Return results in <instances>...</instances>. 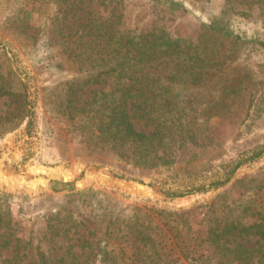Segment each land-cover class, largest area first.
Listing matches in <instances>:
<instances>
[{"label":"rangeland","instance_id":"1","mask_svg":"<svg viewBox=\"0 0 264 264\" xmlns=\"http://www.w3.org/2000/svg\"><path fill=\"white\" fill-rule=\"evenodd\" d=\"M175 1L181 6L170 7L164 0H0V44L10 50L7 54L0 48V82L8 90L0 95V169L5 168L0 192L15 195L13 220L23 239L37 243L48 215L74 198L66 206L81 219L87 216L92 227L108 216L126 218L136 212L138 222L162 230L156 236L159 253L147 246L129 249L122 231L112 233L108 248L114 249L112 257L119 264H190L192 258L200 264H264V49L257 44L264 42V0ZM111 17H119V28L125 31L155 26L171 36L205 39L219 51L200 79L184 83L175 73L174 111L182 122L178 126L194 134L174 147L170 165L147 168L121 159L87 139L90 131L83 116L66 114V93L73 95L77 107L83 106L85 115L84 104L98 89L117 86L113 77L84 85L68 57L71 48L80 49L81 22ZM210 23L240 39L210 36ZM136 127L151 131L142 121ZM257 151L260 155L242 161L228 181L210 185L224 178L229 164ZM78 166L83 171L77 172ZM90 168L107 170L111 178L100 172L84 176ZM25 170L26 182L18 178ZM121 179L148 187L127 196L113 186L125 185ZM85 189L91 191L78 198L76 192ZM82 199L84 205L73 207ZM159 211L163 213L156 214ZM215 219L222 226L235 219L238 228L251 227L246 232L225 229L220 248L213 251L206 246V236ZM99 237L104 239L98 231L94 238ZM39 244L67 262L74 253L77 261L91 264L93 256L85 248L74 246L65 254L66 249L62 253L47 242ZM1 254L11 257L10 250ZM28 255L20 262L34 257L33 250ZM94 264L109 262L97 256Z\"/></svg>","mask_w":264,"mask_h":264},{"label":"trees","instance_id":"2","mask_svg":"<svg viewBox=\"0 0 264 264\" xmlns=\"http://www.w3.org/2000/svg\"><path fill=\"white\" fill-rule=\"evenodd\" d=\"M164 1L170 7L181 6L180 2L175 0ZM118 21L119 17L105 20L89 18L86 22L80 23L82 27L79 36L80 49L77 51L74 47L68 53L72 64L80 73V82L84 85L98 84L103 78L113 77L116 79L113 84L117 86L108 91L98 89L95 97L84 104L87 109L85 115L82 114L85 113L83 106L77 107L73 95L66 93L64 100L66 114L70 118L72 115L83 116L82 119L90 131L87 139L97 147L109 148L121 159L147 168L170 165L173 161L170 157L174 147L180 141H189L194 134V132L189 134L183 125L178 126L182 122L180 114L174 111L172 82L175 73L184 83L198 80L203 73L202 69L215 64L219 51L208 46L205 39L192 41L171 36L162 28L155 26L140 32L125 31L119 28ZM206 30L210 36L227 38L232 42H238L240 39V36L233 35L227 28L215 23L208 24ZM257 44L264 49V42L257 41ZM0 48L10 54V50L4 45L0 44ZM164 73L166 75L161 78L160 74ZM68 89L66 91L69 93L72 88ZM6 93L8 90L0 82V95ZM21 99L24 100V104L28 103L26 94H23ZM139 121L151 126V131L146 133L142 128L138 129L136 124ZM260 153L254 152L247 158H239L233 164H229V170L224 178L217 179L210 185L228 181L242 161L255 159ZM105 172L102 174L111 178L107 170ZM203 188L204 186L201 189ZM90 191L80 190L76 195L80 198L87 196ZM184 194L186 193L172 195ZM14 196L11 193L0 192V264H84L76 260L74 253H71L70 262H67L63 255L52 256L49 250L41 249L39 243L42 241L51 244L52 248L63 250L62 253L66 249L65 254H70L69 249L74 246L85 248L93 256L91 264L95 263L97 256L101 262L107 258L109 264H119L120 262L112 257L114 249L108 248V239L112 233L121 231L127 236L129 249L137 246L143 249L147 246L146 250L151 253L162 251L156 242V236L162 233V230L156 231L157 225L144 226L138 222L136 212L126 218L108 216L105 223L102 219L100 220L102 225L96 224L92 227L87 225L89 223L87 216L81 219L75 209L70 205L66 206L74 198L68 199L57 211L48 215L43 230L39 231L42 237L33 244L30 239L25 240L19 235V224L13 220L11 198ZM84 202L82 199L79 205L73 204V207L84 205ZM162 213L163 211H159L156 214ZM235 222V219H230L222 226L215 219L212 224H208L206 246L218 251L219 239L225 229L231 233L235 230L246 232L251 227L242 225L238 228ZM98 231L104 235V239H101L103 242L100 241V237L94 238ZM260 235L264 239V231L260 232ZM66 241L72 243L64 246L63 243ZM4 250H10L11 257H2L1 252ZM31 250L34 257L31 256L32 258L26 262H20L29 257L28 253ZM191 260L190 264H200L195 258Z\"/></svg>","mask_w":264,"mask_h":264},{"label":"water","instance_id":"3","mask_svg":"<svg viewBox=\"0 0 264 264\" xmlns=\"http://www.w3.org/2000/svg\"><path fill=\"white\" fill-rule=\"evenodd\" d=\"M5 168H1L0 169V172H3V170H4ZM77 172H81V171H83V169L81 168V167H76V169H75ZM90 172H94V173H96V172H100V173H102L100 170H98V169H96V168H90V169H87V170H85L84 171V176L86 175V174H88V173H90ZM10 174H14V173H10ZM28 170H25L24 171V173H22V174H20V177H18V178H26L25 179V182L28 180L27 178H28ZM35 177L36 178H38L37 177V175L35 174ZM56 178H58V179H60V180H65V179H63V178H61V177H56ZM43 180H44V183H46V179L45 178H42ZM121 180H123V182L125 183V185H119L118 183H114V187H116V188H119L121 191H122V193H124L125 195H127V196H131L132 194H139V193H141L142 192V188H140L141 186H147V185H145V184H141V183H139V182H135V181H129V180H124V179H121ZM37 182H39V181H37ZM43 182V181H42ZM130 182H132L133 184H132V186H130L129 185V183ZM41 183V182H40ZM75 187H78V188H80V186L78 185V183H75ZM148 187V186H147Z\"/></svg>","mask_w":264,"mask_h":264},{"label":"bare ground","instance_id":"4","mask_svg":"<svg viewBox=\"0 0 264 264\" xmlns=\"http://www.w3.org/2000/svg\"><path fill=\"white\" fill-rule=\"evenodd\" d=\"M141 187H143V186H141Z\"/></svg>","mask_w":264,"mask_h":264}]
</instances>
